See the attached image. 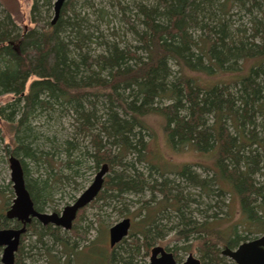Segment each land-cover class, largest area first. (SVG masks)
<instances>
[{
  "label": "trees",
  "instance_id": "trees-1",
  "mask_svg": "<svg viewBox=\"0 0 264 264\" xmlns=\"http://www.w3.org/2000/svg\"><path fill=\"white\" fill-rule=\"evenodd\" d=\"M52 1L32 0L33 26L29 28L18 27L8 11L0 13V95L12 97L0 105V118L13 127V143L6 151L19 158L34 207L42 210L41 204L51 199L56 180L50 173L29 177L25 158L40 161L48 155L37 141L32 119L44 111L73 113V138L57 145L54 139H46L66 155L71 175L77 174L80 157L91 159L97 169L103 162L108 164L105 191L101 189L95 199L117 200L149 190L159 192L158 203H164L141 206L147 210L140 219L142 225L135 232L129 230L115 246L118 249L103 256L107 264H136V255L141 249L148 253L154 236L175 227L177 238L192 241L166 248L179 260V249L195 247L202 264H223L222 248L248 239L237 227L247 234L264 233V0H151L134 2L133 10L119 5L122 23L134 38L128 45L95 35L97 27L79 9L89 7L81 2L85 0H66L51 23L41 14L43 7L51 8ZM78 2L80 6L75 7ZM234 2L248 11L251 34L247 28H232L229 12ZM92 44L100 49L94 50ZM233 71L239 74L228 77ZM200 74L221 78L206 82ZM149 115L161 119L172 148L212 153L208 167L213 175L199 177L189 164L176 173L185 185L204 188L216 182L237 197L241 219L234 221L233 212H227V235L195 219L190 204L197 203L182 193L180 185L166 178L158 181L150 173L145 176L135 167L147 152L145 137L152 133L146 122ZM257 117L262 137L256 130ZM221 202L217 200L219 206ZM167 208L173 210L164 220H156L154 215ZM32 222L27 230L35 233L36 243L46 247L44 237L48 236L69 247V238L60 235L58 227L46 224L39 230ZM10 223L0 212V227ZM26 253L19 249L14 264H24Z\"/></svg>",
  "mask_w": 264,
  "mask_h": 264
},
{
  "label": "rangeland",
  "instance_id": "rangeland-1",
  "mask_svg": "<svg viewBox=\"0 0 264 264\" xmlns=\"http://www.w3.org/2000/svg\"><path fill=\"white\" fill-rule=\"evenodd\" d=\"M150 1L151 0H85L81 2H85L89 7L79 9L85 11L92 25L97 27L96 36L100 35L106 40L114 39L122 45H128L134 43V38L129 28L122 23V13L120 12L119 5L123 7L127 6L133 10L134 2L144 3ZM53 2L54 0L48 11H45V7H43L41 16L47 18V20H51L53 17ZM81 2L75 3V7H79ZM31 3L32 0H0V13L2 14L8 11L18 27L21 29L29 28L33 26L30 17ZM229 13L232 28L236 26L247 28L246 33H252V30L249 29L250 15L245 8L240 6L238 2H234L231 5ZM125 15L128 19L130 12L125 13ZM91 48L94 50L100 49L96 44H92ZM248 65L249 62L246 60L244 66L246 67ZM173 69L177 70L175 67H173ZM238 74L239 72L233 71V74L229 73L228 77H230V75L237 76ZM199 78L206 82H216L220 81L221 77L218 75L209 77L200 74ZM31 79L32 78H30V80ZM225 79L226 81H233L234 78L227 79V77H225ZM11 98V94L0 95V105L7 103ZM72 118L73 113L60 114L57 112L55 114H50L48 111H44V114L32 119L34 130L39 133L37 141L42 145L41 148L43 152H48V155L46 154L40 161L39 159L33 161L25 158L30 169L29 177H37L38 175L46 177L50 173L49 177L56 180L52 189L53 194L51 199L41 204V211L44 212H60L65 205L73 203L77 196L91 183L98 170L91 159H83L84 157H80L79 160L82 161L81 165L77 168L78 172L75 175H71L69 169L65 165V161L67 160L66 155H63L62 151H58L57 147L51 145L46 139H54L56 141L55 145H57V143H60L64 138H73L76 131L73 126ZM256 120L259 126L256 129L258 136L262 137L263 133L258 131L262 123L261 118L257 117ZM146 122L152 133L146 135L147 152H145V157L142 161L134 163L135 167L144 172L145 176H148L150 173L152 177L158 178V181L166 178L167 182L173 181L175 184L180 185L182 193L192 197L197 203L190 204V206L194 208L193 216L195 219L198 222H207L210 227L215 226L227 235L226 232L229 231L230 225L226 219L227 212L230 210L233 212L234 221L238 222L241 219L237 197L233 193H229V188L223 187L224 189H222L221 185L218 186L216 182L204 188L195 185H185L182 183L183 180L176 173L182 165L189 164L191 165V170L199 177L213 175L214 170L208 167L212 166V153L201 154L191 147L174 149L168 145L165 139L161 129V119L158 116L149 115ZM231 131H233V129H231ZM85 142L87 144L88 138ZM12 143L13 127L8 121L0 118V212L2 214H4L14 197L12 182L10 180V168L7 160L9 154L6 151L10 149ZM54 151L56 153L58 152V156L54 154ZM129 157H133L132 160L134 159L132 155ZM37 162L40 165L39 168L38 166L36 167ZM114 169L120 170L121 167L115 166ZM160 172L163 173L162 176ZM60 175H66L68 179L60 177ZM254 178L256 180L258 179L260 182L262 181L260 175H255ZM102 191H105L104 187ZM214 195H217L218 199L222 201L221 206L217 204L218 199L214 197ZM161 198L162 195L159 192H151L149 190L141 194L127 193L120 199L117 198V200H113L110 197L97 198L78 212L70 230L59 228L58 233L66 239L69 238V247L65 249L64 245L53 242L51 239L47 238L48 236L44 237V241L46 242V247H44L40 243L35 242V233L31 230H27L20 239L16 254L19 253V249H21L22 252H28L26 256H23L22 262H24V264H107L102 258L112 249V247L109 246L108 229L121 219L129 217L132 222L131 231H137L142 225L140 219L147 211L145 208H141V206L156 204V207H158L160 204L158 201ZM163 204L164 203L160 205ZM169 210L173 209L167 208L164 213L158 212L154 215V217H156L155 219L159 220L161 218L160 220H164L163 217ZM228 219L230 222L233 221L232 213H228ZM32 223L36 229L40 230L42 224L39 221L34 220ZM50 226L51 228L54 227L53 225ZM177 230L176 227L171 228L160 235L154 236L153 245L173 248L175 245L182 246L192 241V239H189L188 242H185L183 239L177 238ZM77 231L80 233L79 235H76ZM237 231L239 234L247 236L248 239L261 235V232L247 234V230L239 229L238 227ZM73 243H75V246L71 247ZM220 248L222 247L220 246ZM44 249H48L46 250L47 253ZM114 249L118 248L114 247ZM177 253L182 260L186 258L188 253H192L200 258L197 248L192 246L189 247V250L179 249ZM224 257L223 264H235L229 257L225 255ZM148 259L149 250L148 253H146L144 249H141L139 255L135 257V263L146 264Z\"/></svg>",
  "mask_w": 264,
  "mask_h": 264
},
{
  "label": "water",
  "instance_id": "water-1",
  "mask_svg": "<svg viewBox=\"0 0 264 264\" xmlns=\"http://www.w3.org/2000/svg\"><path fill=\"white\" fill-rule=\"evenodd\" d=\"M66 0H54V14L51 23H54L59 15L61 6ZM10 168V180L14 197L11 204L5 211L9 219L20 220L22 226L19 228H0V263L14 264L15 252L18 246L20 235L25 231V225L32 219H37L42 224H52L63 229H70L77 211L90 203L102 189L104 177L108 172V164L103 162L95 173L91 183L77 196L73 203L65 205L60 212H44L34 207L33 200L25 186V178L19 158L10 154L8 156ZM130 228V218L125 217L113 224L108 229L109 244L115 245L127 236ZM232 259L236 264H264V233L255 238L244 240L236 247H224L221 252ZM147 264H201L198 257L188 253L186 258L177 263L172 252L167 251L163 246L154 245L151 248Z\"/></svg>",
  "mask_w": 264,
  "mask_h": 264
},
{
  "label": "flooded vegetation",
  "instance_id": "flooded-vegetation-1",
  "mask_svg": "<svg viewBox=\"0 0 264 264\" xmlns=\"http://www.w3.org/2000/svg\"><path fill=\"white\" fill-rule=\"evenodd\" d=\"M96 198V197H95ZM95 198L92 200V201H94L95 200ZM91 201V202H92ZM90 202V203H91ZM90 203H88V204H90ZM87 204V205H88ZM86 205V206H87ZM86 206H84V207H86ZM9 207V206H8ZM7 207V208H8ZM84 207H82V208H84ZM82 208H80L78 211H77V213H76V217H77V215H78V212L82 209ZM7 210V209H6ZM5 210V211H6ZM41 211V210H40ZM75 217V218H76ZM2 218H4L5 220H8L9 222H12V223H10V225L9 226H3V227H0V228H9V227H13V228H19V227H21L22 226V223H21V221L20 220H16V219H9V218H7L6 216H5V212H4V214H2ZM34 220H37V219H32L29 223H27L26 225H25V227H26V229H25V231L20 235V238H19V242H18V246H17V249H16V252H17V250H18V247H19V243H20V239L22 238V236L24 235V233L27 231V229H28V225H30L31 224V222L32 221H34ZM38 221V220H37ZM74 221V220H73ZM40 222V221H39ZM41 223V222H40ZM42 224V223H41ZM131 224H132V222H131V219H130V228H131ZM42 225H46V224H42ZM50 225H52V224H50ZM72 225H73V223H72ZM54 227H58V228H61L60 226H55V225H53ZM71 228H72V226H71ZM70 228V229H71ZM129 228V230H131ZM63 229V228H62ZM70 229H68V230H70ZM64 230H66V229H64ZM129 233V232H128ZM128 235V234H127ZM126 237V236H125ZM124 237V238H125ZM121 241H119V242H117L115 245H113V246H110V244H109V246L110 247H112V248H114L118 243H120ZM154 246V245H153ZM152 246V247H153ZM151 247V248H152ZM151 248L149 249V256H150V251H151ZM167 251H170V252H172V254H173V256H174V258H175V260H176V262L177 263H181L183 260L182 259H176V257H175V254H174V252L172 251V250H168L166 247H164ZM16 252H15V254H16ZM222 252V251H221ZM222 254V253H221ZM194 255V254H193ZM223 255V254H222ZM224 256V255H223ZM15 260V259H14ZM199 260H200V258H199ZM232 262H234L232 259H230ZM148 261H149V259H148ZM148 261H147V263H148ZM200 262H201V260H200ZM146 263V264H147ZM235 263V262H234ZM201 264H202V262H201ZM236 264V263H235Z\"/></svg>",
  "mask_w": 264,
  "mask_h": 264
}]
</instances>
